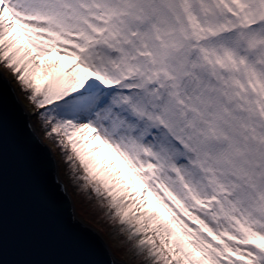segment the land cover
<instances>
[{
	"label": "snow or ice",
	"instance_id": "6c2138e0",
	"mask_svg": "<svg viewBox=\"0 0 264 264\" xmlns=\"http://www.w3.org/2000/svg\"><path fill=\"white\" fill-rule=\"evenodd\" d=\"M0 67V264H118L58 167L134 264H264V0H0Z\"/></svg>",
	"mask_w": 264,
	"mask_h": 264
},
{
	"label": "rangeland",
	"instance_id": "374dc122",
	"mask_svg": "<svg viewBox=\"0 0 264 264\" xmlns=\"http://www.w3.org/2000/svg\"><path fill=\"white\" fill-rule=\"evenodd\" d=\"M0 72L3 75V77L11 84L14 89L16 90L17 95L19 98H21L25 103H27L28 108L30 105L28 104V101L24 98L23 93L20 92L19 88L16 85V82L11 79L10 75L8 74L7 70L0 67ZM32 123L34 124L38 136L43 139L48 145L51 143L48 141L44 135H43V130L39 127L38 122L35 120V117H30ZM54 154V157L57 161V164H59V156L56 153L55 150L52 151ZM58 173L60 175V178L62 179L66 190L70 196L71 199V204H72V210L73 214L76 216L78 220H80L82 223H85L91 227H93L96 230V227L102 230L103 233V238L108 244L111 254L114 257L115 255L118 256L117 261L124 255V249L121 247L119 244V241H117V237L111 236L110 233H108L105 229V221H103L99 216L98 213L95 212V210L91 207V202L90 201H84L82 196L78 195L71 184H69L67 177L64 175V172L58 167L57 168ZM115 253V255H114ZM116 256L114 258H116Z\"/></svg>",
	"mask_w": 264,
	"mask_h": 264
},
{
	"label": "water",
	"instance_id": "95a60500",
	"mask_svg": "<svg viewBox=\"0 0 264 264\" xmlns=\"http://www.w3.org/2000/svg\"><path fill=\"white\" fill-rule=\"evenodd\" d=\"M4 79H5V78L3 77V75H2L1 72H0V81H2V80H4ZM7 83L9 84L8 81H7ZM9 85L11 86V93H9V96H10V97L12 96V97L15 99V101L20 105V107H21L22 109H25L24 105L22 104L21 100L19 99V97H18V95H17V93H16V90L14 89V87H13L11 84H9ZM2 91H3V84L0 83V95H2ZM25 110H26V109H25ZM29 120L31 121L30 117H29ZM31 123H32V121H31ZM32 125H33V124H32ZM32 131H33V135L36 137V139H37V140H38V141H39V142H40V143H41L46 149H50L49 146H48L44 141H42V139L38 136L36 130L34 129V126H33ZM49 154H50L52 160L55 161V162L57 163V161H56V159H55V157H54V154L52 153L51 149H50V153H49ZM57 175H58V178H59L60 182L64 185L62 179L60 178V176H59V174H58V170H57ZM15 181H16V177L14 176V177H13V180H12V182H13V188H12V194H13V196H15V194H16V192H17V189L15 188ZM64 187H65V185H64ZM65 198H66L67 201L69 202L70 207H71V210H72L71 199H70V196H69V194H68V192H67V190H66V187H65ZM10 203L12 204V212H11V217H12V219H11L10 223H11V225H12L14 228H20V227H22V221H23V218H22V208L17 206L18 203H19L18 200H12V201H10ZM72 212H73V210H72ZM75 217H76V216H75ZM76 219H77V218H76ZM77 220H78V219H77ZM78 221H79L80 223H82L80 220H78ZM82 224L86 225L88 228H90L93 232L96 233V235L99 237V239L104 243V246H105V248L107 249L108 254H109V256L111 257V259L117 261V259L114 258V257L112 256V254H111V250H110L108 244L106 243V241L104 240V238H103V237H102V236H101V235H100V234H99V233H98L93 227H91V226H89V225H87V224H85V223H82ZM117 262H118V264H124V263L119 262V261H117Z\"/></svg>",
	"mask_w": 264,
	"mask_h": 264
},
{
	"label": "trees",
	"instance_id": "16d2710c",
	"mask_svg": "<svg viewBox=\"0 0 264 264\" xmlns=\"http://www.w3.org/2000/svg\"><path fill=\"white\" fill-rule=\"evenodd\" d=\"M23 95H24V94H23ZM27 107H28V106H27ZM49 146H50V148H51V143L49 144ZM52 151H53V150H52ZM105 229H106V231L109 233V231H108L109 226L107 225L106 222H105ZM96 231H97L102 237H104L101 229H99V228L96 227ZM116 237H117V241H119V240H120V237H119V236H116ZM120 245H121V244H120ZM121 247L124 249V246H123V245H121ZM114 255H115V253H114ZM115 256H116V255H115ZM116 258H118V256H116ZM120 260L125 261L126 264H134V262H133V261H129V260L127 259L126 256H122V257L120 258Z\"/></svg>",
	"mask_w": 264,
	"mask_h": 264
}]
</instances>
